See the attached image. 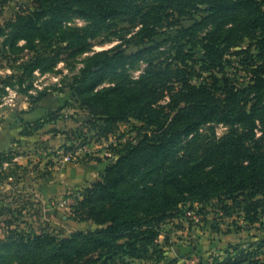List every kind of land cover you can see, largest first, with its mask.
Returning <instances> with one entry per match:
<instances>
[{
  "label": "trees",
  "instance_id": "trees-1",
  "mask_svg": "<svg viewBox=\"0 0 264 264\" xmlns=\"http://www.w3.org/2000/svg\"><path fill=\"white\" fill-rule=\"evenodd\" d=\"M16 1L0 0V10ZM21 1L15 18L0 26V36L7 32L6 44L14 50H20L21 41L30 49L37 44L58 47L48 57L37 55L27 68L51 70L62 54L70 60L91 52L89 39L104 27L130 24L138 29L139 46L156 43L161 30H174L173 42L192 44L212 83L191 82L201 74L198 62H188L189 55L181 59L182 66L153 58L133 80L127 67L150 49L129 54L117 45L94 52L70 86L72 92L93 119L100 120L106 136L132 119L148 131L120 151L102 181L85 192L78 214L101 229L65 239L9 229L0 237V264H112L117 259L128 264L127 259H144L151 248L157 251L162 224L189 202L218 200L223 215L238 213L250 224L262 221L264 0ZM198 12L204 17L193 19ZM73 16L89 25L68 28ZM186 19L193 24L184 25ZM206 25L208 32L196 42V32ZM246 40L250 44L244 48ZM235 48L239 50L233 56L243 57L240 65L250 76L246 84L234 83L229 76L231 60L226 56ZM109 77L111 85L103 86ZM50 119L57 120L58 114ZM210 124L231 129L206 143L200 130ZM243 258L232 256L220 264H242Z\"/></svg>",
  "mask_w": 264,
  "mask_h": 264
},
{
  "label": "rangeland",
  "instance_id": "rangeland-1",
  "mask_svg": "<svg viewBox=\"0 0 264 264\" xmlns=\"http://www.w3.org/2000/svg\"><path fill=\"white\" fill-rule=\"evenodd\" d=\"M19 1L0 10V26L15 18ZM204 15L198 12L193 19ZM183 24L190 26L193 20L186 19ZM88 25L76 16L66 22L68 28L83 29ZM208 28L206 25L198 29L196 42H200ZM137 30L130 24L104 27L89 39L91 52L70 60L62 54L56 66L47 71L33 70L27 65L39 54L45 57L53 54L57 46L37 44L30 49L21 41L17 46L20 50H14L6 44L7 32L0 36V129L1 143L6 145L0 154L4 156L0 163L1 238L9 229L49 234L59 239L101 229L78 214L85 192L102 181L107 165L120 151L129 143H136L148 130L132 119L120 123L115 133L106 136L100 120L93 119L72 92L70 86L94 52L117 45L129 54L150 49L144 59L127 67L126 73L133 80L144 74L153 58L182 66L181 59L189 55L188 62L192 65L193 61L198 62L195 67L201 74V77L193 76L191 82L212 83L211 72L203 69L200 57L191 51L192 44L187 40L173 42L174 30H161L156 43L142 46L135 37ZM249 44L246 40L243 47ZM238 50L227 53L226 58L231 60L229 76L234 83L246 84L250 76L240 65L243 57L233 56ZM111 82L109 77L102 85L109 86ZM53 113L58 114L57 120L50 119ZM230 129L223 124L207 125L200 130L201 139L211 142L228 134ZM69 154H77V159L67 160ZM180 209L177 217L162 224L157 251L151 248L147 258L127 259L128 264H220L240 255H244L242 264L264 261V217L258 224L246 222L244 215L238 213L228 217L220 211L218 200L204 204L189 202ZM119 263L117 259L112 264Z\"/></svg>",
  "mask_w": 264,
  "mask_h": 264
},
{
  "label": "crops",
  "instance_id": "crops-1",
  "mask_svg": "<svg viewBox=\"0 0 264 264\" xmlns=\"http://www.w3.org/2000/svg\"><path fill=\"white\" fill-rule=\"evenodd\" d=\"M6 149V145L1 143V129H0V154Z\"/></svg>",
  "mask_w": 264,
  "mask_h": 264
},
{
  "label": "built area",
  "instance_id": "built-area-1",
  "mask_svg": "<svg viewBox=\"0 0 264 264\" xmlns=\"http://www.w3.org/2000/svg\"><path fill=\"white\" fill-rule=\"evenodd\" d=\"M76 157H77V154H75V155H74V154H69V155L67 156V160H71V159H72V160H76V159H77Z\"/></svg>",
  "mask_w": 264,
  "mask_h": 264
}]
</instances>
